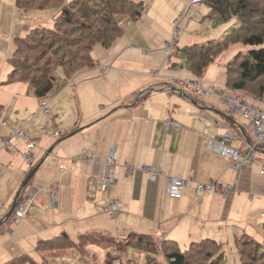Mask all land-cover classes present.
<instances>
[{
	"label": "crops",
	"instance_id": "1",
	"mask_svg": "<svg viewBox=\"0 0 264 264\" xmlns=\"http://www.w3.org/2000/svg\"><path fill=\"white\" fill-rule=\"evenodd\" d=\"M135 1L144 5L141 16L118 18L120 36L109 48H93L91 68L68 80L59 73L60 82L48 98V115L27 84L8 83L7 79L15 49L12 36L17 39L39 25L48 27L57 14L49 25H36L26 17L31 11L14 4L12 31L6 38L0 32V264L25 254L38 256L34 248L39 241L62 233L72 240L79 234L118 240L136 234L173 241L179 248L191 241L211 240L224 255L237 253L236 240L241 236L257 242L264 239L261 167L224 168L225 159L206 148L207 140L225 129L235 135L233 148L245 147L253 141L246 122L238 115L227 116L218 96L199 99L178 85L179 80L190 79L230 92L226 87L228 59L226 63L220 62L222 58L214 61L200 77L184 65L183 48L213 38L203 28L196 31L194 27L205 22L206 7L188 8L193 0ZM3 3L0 0V8ZM10 15L5 12L6 19ZM181 15L185 16L181 32L167 57L165 46L173 35V21ZM200 31L206 35L199 36ZM251 103L264 107L261 101ZM167 119L179 129L167 130L163 125ZM21 131L24 137L15 138ZM54 132L59 135L51 137ZM28 142L35 143L32 165L21 158ZM112 145L116 146L115 184L100 192L96 178L107 170ZM82 152L94 160L81 162ZM258 157L264 163V144ZM127 165L136 170L129 172ZM141 166L160 168L163 175L151 181L138 169ZM166 177L191 182L179 198H170ZM211 181L220 188L236 185L237 191L196 196L195 184ZM50 187L57 196L56 209L49 207ZM29 192L33 202L26 217L11 222V213L5 219L14 200ZM110 200L117 204L113 219L107 215Z\"/></svg>",
	"mask_w": 264,
	"mask_h": 264
},
{
	"label": "trees",
	"instance_id": "2",
	"mask_svg": "<svg viewBox=\"0 0 264 264\" xmlns=\"http://www.w3.org/2000/svg\"><path fill=\"white\" fill-rule=\"evenodd\" d=\"M250 1H203L202 5L208 11L203 17L204 21L210 18L216 27L237 20L241 26L230 29L222 38L194 44L181 50L184 65L194 76H202L218 55L230 45L241 43L247 48V52L237 54L227 63L226 87L238 93H247L248 85L264 78V28L260 31V28L256 29L257 26L251 29H244L243 26L245 19L252 18L260 19L261 25L264 26V6L256 9ZM17 7L31 12L57 10L52 28L34 27L24 37L15 39L14 53L9 60L11 71L7 82L27 84L31 94L39 100L54 92L58 81V70H61L63 78L68 80L93 66L91 57L93 48L95 46L109 48L120 36L119 17L126 16L136 20L144 11L143 3L135 0H18ZM37 51L40 52L35 54ZM258 92L264 102V92L261 88ZM101 238L106 239L107 242L116 240L101 234H79L76 240H72L66 233H62L53 239L39 241L34 252L39 255L42 248L61 249L63 245L85 248L96 245L94 242H98ZM132 239L139 245H147V242L153 240L149 236L129 234L127 245ZM249 239L254 243L256 250L261 249L260 243L252 238ZM239 242L237 239L236 247L239 251L240 263L247 264L244 258L249 259L253 256H245ZM162 243L167 244L164 248L167 264H189L191 255L195 251L200 255L206 246L220 247L211 240L191 241L182 251L173 241L163 240ZM32 257L21 255L5 264L29 263L33 261Z\"/></svg>",
	"mask_w": 264,
	"mask_h": 264
},
{
	"label": "built area",
	"instance_id": "3",
	"mask_svg": "<svg viewBox=\"0 0 264 264\" xmlns=\"http://www.w3.org/2000/svg\"><path fill=\"white\" fill-rule=\"evenodd\" d=\"M204 0H193L189 3L188 8L199 9L202 6ZM20 11V10H19ZM184 15L179 16L176 20L173 21V35L171 40L166 44L165 50L167 57H170L173 51L175 50V44L177 37L181 32V22L184 20ZM94 67L100 72H103V68L99 64H94ZM178 85L188 93L194 95L195 97L202 99L207 95H216L219 97L221 103L224 105L225 113L227 116L232 117L238 115L243 121L246 122L248 129L251 132L253 141L247 143L243 148H233L232 141L235 139L233 131L225 129V132L222 135L213 137L206 142V148L210 152L216 153L222 156L225 159L224 168H232L234 170H242L246 166H260V174L264 175V163L259 159L258 152L259 147L264 144V107L257 106L255 104L245 101V99L240 95V93L235 92L224 93L221 90H217L214 87H204L197 80L183 79L179 80ZM49 96L43 99H40V109L45 113L49 114L47 109ZM164 127L167 130L176 131L179 129V125L167 119L163 122ZM42 133L45 134V130H42ZM59 132H54L51 137L58 136ZM15 138H23L24 132H19L14 135ZM6 146V142H5ZM26 151L21 154L23 161L32 165L36 160V155L34 153L35 143L28 142L26 146ZM116 146L112 145L109 151V154L106 158V172L96 178V186L100 192H106L109 187L115 184L114 171L117 166L116 158ZM79 160L83 163H88L93 161L87 152H82ZM129 172L136 170L133 167L126 166ZM140 171H143L148 174V177L151 181H155L157 176H161L162 170L160 168L150 170L146 166H141L138 168ZM167 182V196L170 198H179L181 196V190L186 185L190 184L191 180H179L175 178L166 177ZM237 191V186H227L220 188L216 185L215 182L211 181L207 184H195V194L200 196L208 192H219L222 195H227L228 193H235ZM49 207L51 209H56L57 207V196L55 194L54 187L49 189ZM33 202V194L31 192L26 193L21 199H19L14 207L12 212V221H19L26 217L27 211L30 208ZM117 214V204L115 200H110L107 204V215L110 219L115 218Z\"/></svg>",
	"mask_w": 264,
	"mask_h": 264
},
{
	"label": "rangeland",
	"instance_id": "4",
	"mask_svg": "<svg viewBox=\"0 0 264 264\" xmlns=\"http://www.w3.org/2000/svg\"><path fill=\"white\" fill-rule=\"evenodd\" d=\"M18 0H4V3L2 4L0 10V32L5 36H9L10 32L12 31V11L14 4L17 6ZM69 1V0H67ZM250 4L256 9L263 8L264 6V0H251ZM255 9V8H254ZM253 9V10H254ZM9 11L11 14L8 19L5 17V12ZM57 13V10L50 9L46 11H32L30 14H27L26 17L32 21L35 22L36 25H39L40 23L43 24H50L52 18ZM188 16L191 17V13L188 14ZM56 17V16H55ZM54 17V18H55ZM201 17V16H200ZM195 19V21L199 24V18ZM53 18V19H54ZM54 21V20H53ZM207 21V22H206ZM205 22L202 23L201 26H194L196 31H199L200 28L204 29V31H208L209 36H212L213 38H210V40H216L219 37L222 38L227 32L232 28H240V23L237 22V20H232L226 25H214L213 21L209 19H206ZM245 23H243L244 29H251L257 26L256 29L264 28V26L261 25L260 19L252 18L251 20H244ZM30 24V22H28ZM16 24H20V22H17ZM52 25H49L48 28H52ZM40 26V25H39ZM38 26V27H39ZM191 30V26L188 29V31ZM221 30V33L218 35V32ZM204 31L198 32L200 35L203 36L206 35ZM214 31V32H213ZM196 35V34H195ZM193 35V36H195ZM15 37L16 35L12 36V43H15ZM207 42V41H206ZM14 51L11 52V55ZM40 51H37L35 54H38ZM247 48L244 47L241 43H235L230 45L226 50L222 51L216 58L218 60L219 58L222 60L220 62L225 63L228 61H232L234 59V56H237V54H246ZM10 55V56H11ZM9 56V58H10ZM47 58V57H46ZM219 59V60H220ZM228 59V60H227ZM215 60V61H216ZM228 67V66H227ZM236 68V67H235ZM59 73L62 75L61 70L57 71V76ZM57 86L60 82L59 77H57ZM262 89L264 92V78L258 80L257 82L250 84L247 86V93L241 92L240 95L245 99V101L251 103L252 101H261L263 102L258 95L259 89ZM222 89V88H220ZM231 94H234L235 92L233 90L228 89ZM222 91V90H221ZM233 91V92H232ZM264 103V102H263ZM240 245H242L241 248L244 250V255H251L253 257L251 258H244V261L247 264H264V239L261 241H258V243L261 244V249L256 250V247L254 243L251 241V239L247 238L246 236H241L238 238ZM151 240V239H150ZM254 240V239H253ZM163 241V240H162ZM162 241L158 239H153L152 241L147 242V245H139L136 240L132 239L129 245H127V238L123 240H112L107 242L106 239H99L98 242H94L96 245H91L89 247L85 248H71L62 246L61 249H51V248H42V252L38 256L32 255L33 261H30L29 263H22V264H167V261L164 257V248L167 247L166 243H162ZM255 241V240H254ZM257 242V241H255ZM170 246V245H169ZM182 251L185 248H180ZM228 249V248H227ZM221 247H214V246H206L205 249H203V252L198 255L197 252L193 253L191 255V260L189 264H241L239 260V251L237 250V253H230L227 252V255H224ZM214 259V260H213Z\"/></svg>",
	"mask_w": 264,
	"mask_h": 264
},
{
	"label": "water",
	"instance_id": "5",
	"mask_svg": "<svg viewBox=\"0 0 264 264\" xmlns=\"http://www.w3.org/2000/svg\"><path fill=\"white\" fill-rule=\"evenodd\" d=\"M35 170H36V168H35ZM35 170H34V171H35ZM31 177H32V174H31V175L25 180V182H24L23 185H22V188L25 187V185L27 184L28 180H29ZM16 201H17V198L14 200V203H13V205H12L10 211L8 212V214L5 216V219H8V218L10 217L11 213H12L13 210H14V207H15Z\"/></svg>",
	"mask_w": 264,
	"mask_h": 264
}]
</instances>
